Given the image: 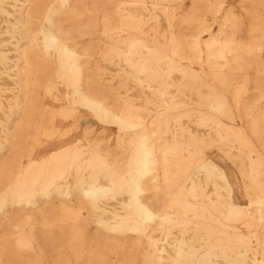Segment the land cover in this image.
<instances>
[{
  "label": "bare ground",
  "instance_id": "6f19581e",
  "mask_svg": "<svg viewBox=\"0 0 264 264\" xmlns=\"http://www.w3.org/2000/svg\"><path fill=\"white\" fill-rule=\"evenodd\" d=\"M12 1L0 264H264V0Z\"/></svg>",
  "mask_w": 264,
  "mask_h": 264
},
{
  "label": "rangeland",
  "instance_id": "374dc122",
  "mask_svg": "<svg viewBox=\"0 0 264 264\" xmlns=\"http://www.w3.org/2000/svg\"><path fill=\"white\" fill-rule=\"evenodd\" d=\"M238 1L239 0H231L230 3L234 5V4H237ZM8 2L9 3L6 5V8L10 12H12L13 11L12 5L14 4V2L12 0H8ZM189 5H190V0H186L185 1V7H188ZM3 18L6 19V20L9 19L12 23H16V22L18 23V21H20V16H18L17 13H14V12H12L9 17L3 16L2 20H3ZM0 23H2V24H0V29H2V27L4 28L6 24H4V22H0ZM215 27L216 26L213 27L214 31L216 30ZM185 32H189V30H185ZM8 40H10L9 36H7V35H1L0 36V41H1L2 44L7 43ZM6 48H8V49L10 48V50H11L10 51V55L12 57H14L15 56V53L13 51L14 45L7 44ZM106 78H107V74H106ZM260 80L264 81V78H261ZM1 83H2V85L4 87V89L7 90L6 91L7 95H9L10 94V90L13 88L12 81L4 79V80H2ZM262 84H264V82ZM258 88H259V84H254V83L248 84L247 90H248L249 96L250 97H255L257 95V89ZM93 124H95V126H96L95 129L97 130V133L95 135H99L100 134V132H99L100 130L97 127V124L95 123V121L93 122ZM84 127L85 126H81V128L77 132H72L71 136H73V137L81 136L82 133H83L81 131V129H83ZM106 136H107V134H106ZM206 154H207V156L210 159H212V161H214L219 167H221L222 169H224L228 173L232 183L234 184V189H235V191H234V201L236 203L242 204V205L247 204V199H246V197L244 195L242 184H241V180H240V176H239V173H238L237 169L215 149L207 150ZM95 228H96L95 226L92 227V231L91 232L94 233L96 231Z\"/></svg>",
  "mask_w": 264,
  "mask_h": 264
}]
</instances>
